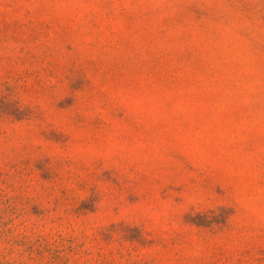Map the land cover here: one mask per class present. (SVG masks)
Segmentation results:
<instances>
[{
	"label": "rangeland",
	"instance_id": "rangeland-1",
	"mask_svg": "<svg viewBox=\"0 0 264 264\" xmlns=\"http://www.w3.org/2000/svg\"><path fill=\"white\" fill-rule=\"evenodd\" d=\"M0 264H264V0H0Z\"/></svg>",
	"mask_w": 264,
	"mask_h": 264
}]
</instances>
